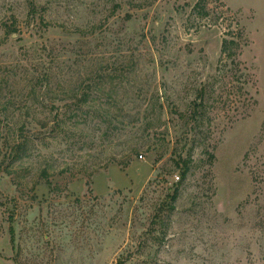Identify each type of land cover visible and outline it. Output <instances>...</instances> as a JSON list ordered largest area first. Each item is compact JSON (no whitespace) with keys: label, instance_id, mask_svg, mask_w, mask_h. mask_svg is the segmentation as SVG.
<instances>
[{"label":"rangeland","instance_id":"1","mask_svg":"<svg viewBox=\"0 0 264 264\" xmlns=\"http://www.w3.org/2000/svg\"><path fill=\"white\" fill-rule=\"evenodd\" d=\"M0 264H264V0H0Z\"/></svg>","mask_w":264,"mask_h":264},{"label":"trees","instance_id":"2","mask_svg":"<svg viewBox=\"0 0 264 264\" xmlns=\"http://www.w3.org/2000/svg\"><path fill=\"white\" fill-rule=\"evenodd\" d=\"M193 10L194 11H203L205 12L204 10H206L205 8V1H198L194 7H193ZM203 15H207L206 13H204ZM238 37H241V34H235V38L236 40H223V43H222V53L223 54H226L228 53L227 55L228 56H231V57H236L238 55V50H239V47H240V43H239V39ZM123 168L126 167V164H123L122 165ZM176 194L177 192L175 191V195L173 197V200H175L176 198Z\"/></svg>","mask_w":264,"mask_h":264},{"label":"built area","instance_id":"3","mask_svg":"<svg viewBox=\"0 0 264 264\" xmlns=\"http://www.w3.org/2000/svg\"><path fill=\"white\" fill-rule=\"evenodd\" d=\"M139 158L141 159V158H142V156H139ZM176 179H178V178H176Z\"/></svg>","mask_w":264,"mask_h":264}]
</instances>
